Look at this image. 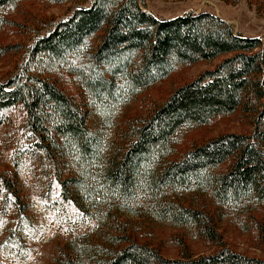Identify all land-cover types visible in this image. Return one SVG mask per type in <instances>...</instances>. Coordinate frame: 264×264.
Returning a JSON list of instances; mask_svg holds the SVG:
<instances>
[{
	"label": "trees",
	"instance_id": "obj_1",
	"mask_svg": "<svg viewBox=\"0 0 264 264\" xmlns=\"http://www.w3.org/2000/svg\"><path fill=\"white\" fill-rule=\"evenodd\" d=\"M19 1L0 0V11ZM49 1L81 6L28 49L27 65L34 73L23 71L0 83V113L17 106L26 112L65 200L79 208L87 202L100 204L99 210L109 206L133 213L143 198L161 220L193 227L212 242H221L214 222L203 209L177 203V191L198 192L225 206L264 205V37L246 38L207 12L159 19L140 0ZM99 33V46L89 52V39ZM222 55L231 56L179 88L151 116L130 124L121 144L108 147L110 114L177 65ZM61 73L75 77L105 125L91 127V114L52 82ZM255 104L260 111L252 134L225 135L168 161L171 142L182 129L239 108L254 110ZM61 166L68 170L65 179ZM108 241L117 249L102 248L107 259L90 256L87 264H264L226 247L210 256L169 260L127 235ZM84 249H76L65 264H80Z\"/></svg>",
	"mask_w": 264,
	"mask_h": 264
},
{
	"label": "rangeland",
	"instance_id": "obj_2",
	"mask_svg": "<svg viewBox=\"0 0 264 264\" xmlns=\"http://www.w3.org/2000/svg\"><path fill=\"white\" fill-rule=\"evenodd\" d=\"M140 1L159 19L207 12L226 21L246 38L264 37V0ZM80 4L22 0L2 9L0 83L23 71L34 73L27 65L28 49L58 22L69 18ZM101 38L102 33H99L89 39V52L96 50ZM230 56L177 65L166 79L120 106L109 115L108 147L121 144V134L130 124L151 116L179 88L194 82L206 71L216 69ZM52 82L91 114V127L106 124L99 112L91 108L92 100H88L75 77L61 73L52 77ZM258 107L255 104L254 110L239 108L207 124L182 129L171 142L168 161L180 160L194 149L225 135L252 134L260 111ZM39 141L30 131L27 114L21 107L0 113V264H65L74 257V251L83 246L87 249L82 251V262L78 263L87 264L90 256L94 260L107 259L102 248L115 251L116 246L108 241L115 235H127L132 242L147 246L169 260L210 256L226 247L264 261V205L245 202L240 206H225L198 192L177 191L174 200L203 209L214 222L221 242L200 237L193 227H176L161 220L150 202L143 198L133 208L136 211L133 213L110 210L109 206L99 210L100 204L87 202L79 208L62 196L54 164L38 150ZM61 167L60 177L65 179L68 170Z\"/></svg>",
	"mask_w": 264,
	"mask_h": 264
}]
</instances>
